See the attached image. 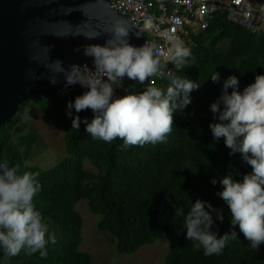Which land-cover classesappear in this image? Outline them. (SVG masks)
Returning a JSON list of instances; mask_svg holds the SVG:
<instances>
[{"label": "trees", "instance_id": "1", "mask_svg": "<svg viewBox=\"0 0 264 264\" xmlns=\"http://www.w3.org/2000/svg\"><path fill=\"white\" fill-rule=\"evenodd\" d=\"M184 43L191 48L195 64L181 72L175 70L176 75L199 82L200 87L191 93V104L173 115V129L164 142L124 148L119 138L111 143L94 140L83 123L78 131L72 128L66 115L68 101L45 94L29 96L0 125V161L16 167L18 173L37 174L41 191L33 203L56 240L47 245L46 258L23 250L9 257L0 249V263L6 259L17 264H91V254L80 249L82 217L75 208L84 199L90 212L100 216L96 228L113 238L118 253H135L164 237L167 251L157 264H264V245L253 251L238 228V238L221 255L205 256L183 232L177 235L184 230L183 217L175 216L177 207H183L186 214L190 202L199 198L224 209L225 219L216 225L220 234L229 230L231 215L216 195L221 186H213L210 180L234 169L242 174L251 169L239 154L229 156L223 139L213 140L209 124L215 121L209 105L221 95L223 80L230 75L239 77L243 89L255 75L264 74V33L251 32L227 19L226 11L217 10L207 27L189 32ZM213 71L219 73V82L209 78ZM168 83L164 79L137 90L149 86L166 89ZM83 92L74 93L71 101ZM31 100L63 129L65 156L47 169L26 163L37 139L35 130L22 132L24 108ZM73 114L92 118L90 110ZM84 159L90 161L89 168Z\"/></svg>", "mask_w": 264, "mask_h": 264}, {"label": "clouds", "instance_id": "2", "mask_svg": "<svg viewBox=\"0 0 264 264\" xmlns=\"http://www.w3.org/2000/svg\"><path fill=\"white\" fill-rule=\"evenodd\" d=\"M26 9L46 10V15L34 17L21 31L28 61L41 63L48 69L46 78L51 85L62 81L65 89L74 85L85 89L66 103L72 128L78 131L83 123L85 132L94 140L111 143L119 138L124 148L166 140L173 129V115L191 104V93L200 83L183 75H172L166 89L149 86L136 90L135 86L162 76V68L167 64L174 65L177 72L194 65L195 56L182 39L171 40L162 64L155 43L133 45L131 37L139 35L128 23L113 14H103L112 13L109 0H83L75 7L63 0H23L20 11ZM98 9L100 14L96 12ZM74 10L80 11L82 17L77 24L46 18L69 16ZM37 34L103 42L85 43L74 49L91 59L89 68L87 64L65 65L58 59L49 62L50 48L40 46ZM37 44L44 51V61L36 58ZM24 78L34 81L41 77L26 65ZM209 78L213 83L220 81L215 71ZM125 79L134 82L132 88L123 87ZM118 88L121 95L116 93ZM85 110L91 111V119L73 114ZM209 110L215 121L209 124L213 140L223 139L229 156L239 154L241 162L251 171L242 174L234 169L210 180L213 186L217 183L221 186L216 195L231 215L228 231L220 234L216 225V221L223 223L224 209L197 198L190 202L186 214L183 207L175 209V216L183 217L184 229L178 230L177 235L183 232L194 249H202L205 256L221 255L230 241L238 238V228L250 249L258 252L264 245V74L255 75L254 81L243 89L239 77L230 75L223 80L221 95L209 105ZM237 176L240 178H234ZM40 191L37 174L18 173L16 167L0 162V249L9 257L23 250L27 255L38 252L41 258H46L47 245L56 242L33 203Z\"/></svg>", "mask_w": 264, "mask_h": 264}, {"label": "water", "instance_id": "3", "mask_svg": "<svg viewBox=\"0 0 264 264\" xmlns=\"http://www.w3.org/2000/svg\"><path fill=\"white\" fill-rule=\"evenodd\" d=\"M22 2L23 0H0V125L8 122L16 114L18 105L29 96L45 94L52 97L60 86L63 85L62 81L58 85H51L46 78L48 69L41 63L29 62L25 55V40L21 36V31L25 24L34 17L46 15V10L26 9L20 11V4ZM82 2L83 0H63L64 4L73 7ZM84 11L88 13L89 9L85 7ZM96 12L100 14L101 10L98 9ZM103 14H113L126 21L132 30L139 35V37L132 36L130 42L136 46L144 44L145 34L137 27L131 26L126 15L114 9H112V13ZM46 18L52 21H68L71 24H77L82 19L80 11L77 10H74L69 16H47ZM52 27L58 28L60 26L53 25ZM37 39H39L41 47L50 48L49 62L58 59L63 61L65 65L73 63L88 64L91 59L74 49L85 43L103 42V40L85 41L83 38H56L51 35H41L38 37V34ZM39 44L34 48L35 55L38 60L44 61L46 56ZM26 65L31 67L36 75L41 78L34 81H26L24 78V68Z\"/></svg>", "mask_w": 264, "mask_h": 264}, {"label": "built area", "instance_id": "4", "mask_svg": "<svg viewBox=\"0 0 264 264\" xmlns=\"http://www.w3.org/2000/svg\"><path fill=\"white\" fill-rule=\"evenodd\" d=\"M110 7L126 15L131 26L145 34L144 43H155L163 64L170 42L179 37L184 41L189 32L206 28L214 12L226 11L227 19L247 30L264 33V0H109ZM92 67L91 61L87 64ZM163 75L150 78L144 85H153L158 81L176 75L171 64L162 68ZM134 82L127 79L123 87L132 88ZM139 86H135L136 90ZM85 91L79 85L64 88L63 85L52 97L71 101L74 93ZM116 93L121 95L118 88Z\"/></svg>", "mask_w": 264, "mask_h": 264}, {"label": "rangeland", "instance_id": "5", "mask_svg": "<svg viewBox=\"0 0 264 264\" xmlns=\"http://www.w3.org/2000/svg\"><path fill=\"white\" fill-rule=\"evenodd\" d=\"M24 133L35 130L37 139L32 146V154L27 159L29 165L47 169L65 156L63 129L44 116L33 100L28 102L23 112ZM89 168L90 161L84 159ZM75 208L82 217V241L80 249L91 254V264H157L167 251V241L159 238L153 244L143 245L132 254H122L114 250V240L106 232L96 228L99 215L90 212L84 199L76 202ZM0 264H17L4 259Z\"/></svg>", "mask_w": 264, "mask_h": 264}]
</instances>
